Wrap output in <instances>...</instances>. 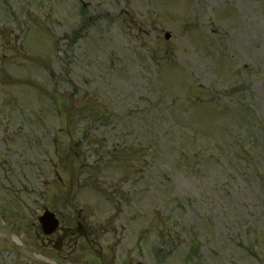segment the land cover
Returning a JSON list of instances; mask_svg holds the SVG:
<instances>
[{
	"label": "rangeland",
	"instance_id": "1",
	"mask_svg": "<svg viewBox=\"0 0 264 264\" xmlns=\"http://www.w3.org/2000/svg\"><path fill=\"white\" fill-rule=\"evenodd\" d=\"M0 180L64 264H264V0H0Z\"/></svg>",
	"mask_w": 264,
	"mask_h": 264
},
{
	"label": "flooded vegetation",
	"instance_id": "2",
	"mask_svg": "<svg viewBox=\"0 0 264 264\" xmlns=\"http://www.w3.org/2000/svg\"><path fill=\"white\" fill-rule=\"evenodd\" d=\"M6 206L0 205V264H50L52 261L45 256L43 248L55 246L58 232L51 236H44L40 231L39 222H34L35 237H29L26 231H22L25 222L27 225L26 213L11 211ZM45 209L46 207H41L40 215ZM79 216L81 217V215ZM15 223L19 224L17 228L20 230L17 239L12 236ZM45 240L47 241L46 247Z\"/></svg>",
	"mask_w": 264,
	"mask_h": 264
},
{
	"label": "water",
	"instance_id": "3",
	"mask_svg": "<svg viewBox=\"0 0 264 264\" xmlns=\"http://www.w3.org/2000/svg\"><path fill=\"white\" fill-rule=\"evenodd\" d=\"M46 224H47V223H46ZM48 224H50V223H48ZM56 224H57V222H54L53 225H51V226H53L52 229H51V230H50V229H49V230L46 229V231L51 232L54 228H56V226H55Z\"/></svg>",
	"mask_w": 264,
	"mask_h": 264
}]
</instances>
